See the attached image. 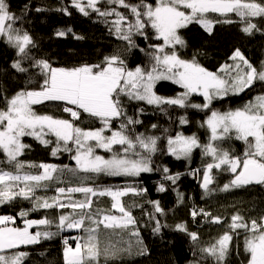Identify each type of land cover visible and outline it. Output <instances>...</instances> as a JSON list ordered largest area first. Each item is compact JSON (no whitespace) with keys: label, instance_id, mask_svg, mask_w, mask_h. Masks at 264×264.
<instances>
[{"label":"snow or ice","instance_id":"obj_1","mask_svg":"<svg viewBox=\"0 0 264 264\" xmlns=\"http://www.w3.org/2000/svg\"><path fill=\"white\" fill-rule=\"evenodd\" d=\"M71 3L85 16L90 14V10L97 13L104 18L105 23H109V17H115L110 21V31L126 41L129 49L137 47L135 36L157 41L149 45L151 67L138 65L129 68L119 55L105 57L97 64H82L70 68L53 67L44 59L36 61L35 66L44 75L39 89L21 90L10 99L6 98L5 107L0 108V151L14 165V171L0 169V204L23 197L35 200L32 210L70 209L68 214L59 216L57 228L82 229L87 235L83 239H77L75 247L67 239L64 240V264H99L102 251L98 230L101 226L112 230L131 229L130 235L139 237L137 220L122 198L129 193L141 195L147 189L136 184L100 189L88 186L82 180L81 186L57 187V195L50 200L35 196L36 189L47 187V182L56 179V174L65 170L125 177H140L141 173L160 171L163 173V181H170L175 185L183 173H172L167 166H153V157L161 151L159 142L162 137L137 133L134 126L141 121L127 115L121 98L127 97L132 101L161 106V110H164V105L210 109L213 100L239 95L246 89H251L257 81L264 82V68L257 69L253 66L239 48L229 57L233 63H225L215 72L201 65L195 57L191 60L182 58L177 51L178 47H186V41L180 33L189 25L199 24L205 31L212 33L216 23L233 22L229 19L214 20L211 18L212 14L225 18L235 14L244 23L243 32L251 34L254 30L259 31L257 25L252 23V18H264V0H139L138 3H131L130 0H106L111 7L104 9L99 6L101 0H71ZM63 11L68 13L67 8ZM19 19L20 17L10 11L6 0H0V37H5L18 50V54L27 59L30 46L35 45L27 31L14 27ZM149 29L154 36L150 37ZM67 31L70 32L71 29ZM66 34L62 30L56 33L57 36ZM13 67L20 72L27 71L21 60H16ZM160 80H170L183 91L175 97L160 96L155 91V85ZM194 93L203 97V104L188 103L189 97ZM47 101L64 102L66 106L63 112L69 113L72 119L38 114L34 105ZM139 111L143 112V109ZM81 112L97 118L102 127L84 129L77 126L74 121L80 119ZM121 118L119 127H114L113 122ZM179 123L184 125L188 120L181 116ZM202 126H206L210 132L209 140L205 144H201L195 134L184 135L182 132L166 135L164 138L167 154L177 160L191 162L193 150L197 148L202 149V156L210 157V162L190 172L194 176L202 174L201 187L206 194L215 190L210 188L215 179L214 169L226 170L233 176L223 185L221 191L252 184L264 185V93L242 107L227 111L210 109V115ZM156 127L157 125H152V128ZM106 131L110 135H105ZM164 131L167 133L168 130ZM233 133L236 139L247 145L242 155H234L217 146V141ZM49 134L56 138L57 146L51 153L53 156L61 151V142L62 150L66 152L73 151L68 146L69 142L75 145L72 159L76 169H69L67 165L60 168L56 164L46 163L25 165L18 159L28 147L22 142L23 137L32 136L48 145L52 143L46 139ZM114 146H119V150L114 151ZM96 149H104L111 155H99ZM26 167L41 171L32 174L24 170ZM165 190L164 184L160 183L157 191ZM73 193H82L84 198L74 200L71 195ZM104 196L111 198V209L116 210L119 215L112 214L111 210L105 212L103 209H93V198ZM178 198L182 201L183 194L178 193ZM150 203L153 204L155 212H163L159 201ZM19 215L27 217L28 213L22 211ZM191 215L193 218L203 215L211 217L214 223L221 222V217L212 216L204 209H193ZM15 221L14 216L0 215V264H22L23 258L28 255L26 252H13L11 255L3 253L18 249L21 245L37 244L41 238L50 239L58 234L31 231L33 227L50 225L52 221L46 217L25 218L23 227L10 226L15 225ZM176 228L187 232L184 224H177ZM229 228L232 232L237 229L246 230L244 248L249 256L248 264H264V216L260 217L259 222L256 219L246 221L237 212L231 216ZM154 231H160L158 220ZM232 232H225L215 243L200 251L215 257L218 262L223 261L233 240ZM188 235L193 241L198 240L197 233L191 232ZM103 255L106 259L109 256L114 257L116 251L104 249Z\"/></svg>","mask_w":264,"mask_h":264},{"label":"trees","instance_id":"obj_2","mask_svg":"<svg viewBox=\"0 0 264 264\" xmlns=\"http://www.w3.org/2000/svg\"><path fill=\"white\" fill-rule=\"evenodd\" d=\"M10 11L20 19L14 27L27 31L33 41L34 47L30 46L28 58L24 59L18 54V50L10 45L4 37H0V108L6 105V98L10 99L21 90H38L44 75L40 68L35 66L36 61L47 60L53 67H73L82 64H97L105 57L119 55L129 68L136 66L151 67L149 45L156 43L153 38L145 40L141 36H135L137 44L135 48H128L127 42L119 39L114 31H110L111 20L104 22V18L97 13L91 12L88 16L80 13L72 6L71 0H6ZM131 3H138L139 0H130ZM151 2V0H149ZM102 9L111 5L106 0H101L99 5ZM67 8L68 13L63 9ZM39 9V11H38ZM125 11L124 9H120ZM214 20H232V23H216L212 33L205 31L199 24H191L181 30V36L186 41V47L177 49L184 59L191 60L193 57L210 71H217L225 63H233L229 57L237 48L241 50L249 62L257 69L264 68V18H252V23L257 25L259 31L254 30L251 34L242 31L244 23L230 14L227 18L216 14L211 16ZM71 29L70 32L67 30ZM65 31V36H57V31ZM150 37L154 36L151 29L148 30ZM77 37H80L79 39ZM143 49V51L141 50ZM16 60H21L22 66L27 69L20 72L13 67ZM155 91L163 97H175L183 89L170 80H160L155 85ZM264 93V82L257 81L251 89H246L239 95H229L221 99H215L210 106L211 110L227 111L242 107L246 102L253 100L257 95ZM123 107L128 116L141 121L134 126L137 133L145 135L161 136L159 142L161 151L154 157V167L167 166L172 173L180 172L183 175L173 185L170 181L161 179L163 173L154 171L141 173L140 177L109 176L105 174L83 173L79 170L67 171L56 174L57 178L47 182V187L41 186L35 191V196L49 199L56 196L57 187H76L84 184L96 188L113 189L128 184H136L147 189L141 195L129 193L122 198L126 207H129L137 220L136 228L139 229V237L130 235L129 230L104 229L98 230L99 245L102 255L99 264H248V253L245 252L244 243L247 232L245 229L232 232L229 228L231 216L237 212L246 221L256 219L259 222L264 216V185L252 184L243 187L232 188L228 191H221L225 183L232 178V174L226 170H213L214 183L210 188L215 189L209 193L201 187L197 175H191L192 169L202 168L203 164L210 162V157L202 156V149L193 150L191 162L177 160L166 152V135H174L182 132L184 135H193L199 139L201 144L209 140L210 132L206 126H202L210 109H199L193 107L180 108L179 106L148 105L143 101H132L122 97ZM189 104H203V97L199 94H192L189 97ZM64 102L47 101L43 104L34 105L38 114L52 115L61 119H72L69 113L63 112ZM143 109V112L139 110ZM184 116L188 123L181 125L179 118ZM122 122L117 119L113 122L114 127H119ZM74 123L84 129H95L102 127L97 118L81 112L80 119ZM157 127L154 129L152 125ZM131 127V126H130ZM167 129V133H165ZM108 133V131H106ZM46 139L52 143L45 145L32 136H25L22 142L28 145L18 158L25 165H39L41 163L56 164L60 168L67 165L69 169H76L72 156L75 149L69 142L72 152L61 151L53 156L52 149L55 148L56 138L48 135ZM221 150L229 151L234 155H242L247 145L229 136L217 141ZM119 146H114L118 151ZM99 155L105 157L111 153L104 149H96ZM0 169L14 171V165L7 161L6 156L0 151ZM25 171L35 174L38 168H28ZM87 177V179H85ZM198 181V182H196ZM160 183L165 186V191H157ZM178 193L183 194V200H179ZM74 200L84 198L82 193L71 194ZM93 209H103L105 212L111 210L112 214L117 211L111 209L112 200L108 196L94 197ZM150 201H159L162 213L155 212ZM67 202V201H65ZM35 204L34 199L17 197L5 204H0V215L16 217L15 226L23 227V220L47 218L52 223L33 227L32 231H50L58 233L50 239L41 238L37 244L23 245L15 250H10L5 255L13 252H26L28 255L23 258L22 264H64L63 249L64 240L75 247L77 239L86 237L82 229L59 230L57 228L58 218L62 214H68L70 209H43L32 210ZM204 209L212 216L221 217L220 223H214L211 217L191 215V210ZM27 212V217H21L20 212ZM160 223V231L155 232L156 221ZM177 224H184L187 232L179 231ZM86 226H88L86 224ZM198 234V240L193 241L188 233ZM225 232H232L233 240L223 261H217L213 256L202 253L200 249L214 243ZM140 241V242H138ZM115 250L114 257L107 259L103 250Z\"/></svg>","mask_w":264,"mask_h":264},{"label":"rangeland","instance_id":"obj_3","mask_svg":"<svg viewBox=\"0 0 264 264\" xmlns=\"http://www.w3.org/2000/svg\"><path fill=\"white\" fill-rule=\"evenodd\" d=\"M4 38H5V37H4ZM5 39H6V38H5ZM194 94H195V93H194ZM218 111H220V110H218ZM208 115H210V112H209V114H208ZM208 115H207V116H208ZM206 119H207V117H206ZM206 119H205V120H206ZM105 135H110V132H108V133H107V132H105ZM230 136H233V137H234V136H235V134L233 133V134H231ZM70 143L72 144V142H70ZM72 146H73V147H74V149H75V145H74V144H72ZM74 154H75V153H74ZM97 154H98V153H97ZM39 171H41V170H38V172H39ZM38 172H36L35 174H37ZM195 176H196V175H195ZM197 178H198V179H199V181H200V178H201V176H200V175H197ZM200 182H201V181H200ZM192 211H193V210H191V213H192ZM117 214L119 215V213H118V212H117ZM10 226H15V225H10ZM240 230H243V229H237V230H235V231H240ZM31 231H32V229H31ZM217 239H218V238H216V239L214 240V243L216 242V240H217ZM21 246H23V245H21ZM21 246H20V247H21ZM11 254H13V253H11ZM191 264H195V263H191Z\"/></svg>","mask_w":264,"mask_h":264},{"label":"bare ground","instance_id":"obj_4","mask_svg":"<svg viewBox=\"0 0 264 264\" xmlns=\"http://www.w3.org/2000/svg\"><path fill=\"white\" fill-rule=\"evenodd\" d=\"M196 182H198V181H196Z\"/></svg>","mask_w":264,"mask_h":264}]
</instances>
